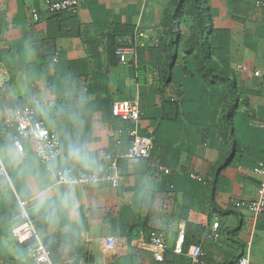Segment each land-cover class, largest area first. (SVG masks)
<instances>
[{
	"label": "crops",
	"instance_id": "crops-1",
	"mask_svg": "<svg viewBox=\"0 0 264 264\" xmlns=\"http://www.w3.org/2000/svg\"><path fill=\"white\" fill-rule=\"evenodd\" d=\"M47 1L0 0V165L9 178L0 177V264H32L35 241L20 243L13 235L23 224L22 206L56 263L191 264L186 251L199 244L207 264H238L242 257L264 264V211L255 217L233 206L255 198L261 181L264 6L257 2L264 0H206L214 59L234 72L240 97L233 119L238 148L217 176L213 201V173L230 151L220 131L221 88L202 81L181 51L164 85L158 56L148 50L163 39L161 19L173 10L172 0H86L58 15L47 12ZM113 24L133 30L123 38L126 66L112 49L120 39ZM137 48H146L141 58ZM119 100L139 102L140 132L153 139L149 156L124 163L115 186L58 184L61 166L100 172L106 153L129 147L131 124L113 115ZM22 105L59 137L63 154L51 170L40 163L34 141L22 138L24 153L12 144L16 134L5 121ZM182 226L183 253L174 254ZM153 230L168 241L163 261L152 257ZM108 237L116 247L105 254Z\"/></svg>",
	"mask_w": 264,
	"mask_h": 264
},
{
	"label": "built area",
	"instance_id": "built-area-1",
	"mask_svg": "<svg viewBox=\"0 0 264 264\" xmlns=\"http://www.w3.org/2000/svg\"><path fill=\"white\" fill-rule=\"evenodd\" d=\"M86 0H48L47 12L50 15H58L66 11H75ZM258 5L264 6V3L257 2ZM33 19H40L36 10H33ZM120 65L128 64V50L124 47H118L115 50ZM255 75H259L256 71ZM143 112L137 100H119L113 103L114 117L127 121L131 127L127 130L130 138L129 147L123 153H106V168L100 172L75 171L71 167L63 166L58 168L56 182L58 184H79L89 185L100 182H109L112 185H118L122 180L121 168L124 163H137L149 156L152 148L153 139L148 134L140 132L139 120ZM7 129H13L16 136L13 137L12 144L18 152L24 153V144L22 138L30 139L35 142V151L39 161L46 169L51 170L59 164L63 151L61 142L57 134L51 130L45 120L38 116L35 109L31 106H17L10 117L5 121ZM257 173L261 176L260 184L257 188L256 197L249 201H236L233 203L234 208L246 209L255 217L264 211V156L258 162ZM0 177H7L8 174L3 165H0ZM9 179V178H8ZM22 204V203H21ZM23 205V204H22ZM26 219L22 225L13 229V235L20 243L34 240L33 246L29 247L32 264H55L52 260L50 251L45 247L39 238L37 231L29 219L24 207H21L20 218ZM23 218V219H24ZM214 230H217L218 223L213 224ZM149 245L152 251V257L155 261H163L165 253L169 249L168 241L165 235L160 231H151L149 233ZM185 243V226L178 227V235L175 245L172 248L174 254H182ZM116 247V239L108 237L104 240L102 252L110 253ZM187 256L191 264H207L202 259V247L199 244H192L188 247ZM85 264V263H79ZM238 264H248L247 257H242Z\"/></svg>",
	"mask_w": 264,
	"mask_h": 264
},
{
	"label": "trees",
	"instance_id": "trees-1",
	"mask_svg": "<svg viewBox=\"0 0 264 264\" xmlns=\"http://www.w3.org/2000/svg\"><path fill=\"white\" fill-rule=\"evenodd\" d=\"M172 4L173 10H166L162 15V41L157 46L148 48V50L150 51V58L153 59L156 55L158 56L155 62L156 69L164 85L168 86L171 83L172 70L181 51L184 58H192L196 73L202 81H205L209 86L221 88L220 131L230 146V151L213 173L211 185V199L213 201L217 176L228 165L238 148L233 122L240 105L237 79L230 68L218 65L214 59L215 42L217 41L213 37L215 30L207 1L172 0ZM184 17L191 19V22L187 21L185 24L182 21ZM184 24L188 28L187 34L183 31ZM111 26H114L112 33L117 35L116 29H118V38L120 37L113 44L112 49L115 52L118 47L129 45L128 41L123 38L126 35L132 37L133 30L127 25L113 24ZM136 50L138 58H141L143 52H146V48H137Z\"/></svg>",
	"mask_w": 264,
	"mask_h": 264
},
{
	"label": "rangeland",
	"instance_id": "rangeland-1",
	"mask_svg": "<svg viewBox=\"0 0 264 264\" xmlns=\"http://www.w3.org/2000/svg\"><path fill=\"white\" fill-rule=\"evenodd\" d=\"M187 26V25H186ZM185 25H184V32H185V34H187V32H188V28L186 27ZM139 78H140V82L142 81V79H143V76H142V74H140L139 75ZM20 216V215H19ZM24 217H22L21 219L23 220V222H25L26 221V219L24 218ZM36 228V227H35Z\"/></svg>",
	"mask_w": 264,
	"mask_h": 264
}]
</instances>
